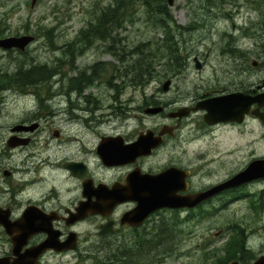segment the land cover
<instances>
[{
    "label": "flooded vegetation",
    "instance_id": "flooded-vegetation-1",
    "mask_svg": "<svg viewBox=\"0 0 264 264\" xmlns=\"http://www.w3.org/2000/svg\"><path fill=\"white\" fill-rule=\"evenodd\" d=\"M121 33L76 32L72 39L58 45L55 50L59 51V56L50 64L33 62L12 70H0V104L6 99V91L14 107L23 103L18 114L12 109V123L0 125L7 131L5 136L0 133V210L12 222L20 219L25 211L36 213L58 233L59 242H64L72 232L77 234L75 249L48 250L37 264L49 254L66 255L79 251L77 228L80 224L96 223L101 239L137 244L140 237L156 232L152 222L163 211L191 214L206 211L208 206L216 208L215 201L224 208L238 200L247 188L264 184L261 183L264 177L255 178L226 188L191 208L156 209L139 225L122 221L124 215L138 205L134 197L143 194L145 173L157 174L173 169L177 173L174 193L188 196L224 184L254 160L264 161V154L256 152L258 146L264 144V100L251 102L264 95V62L254 59L255 51L251 46L240 45L233 34L223 32L227 43L221 51L226 57V54L232 55L234 60L230 70L222 72L221 80L204 87L202 93L188 97L185 104L179 105L176 98H168L169 94L162 88L165 93L144 95L142 104L137 107L136 99L128 98L129 105L123 108L104 103L106 99L117 102L125 89L121 80L127 76V71L122 68L127 67L128 53L127 40L120 36ZM250 34L244 32L245 36ZM33 37L35 42L36 36ZM10 50L16 49L7 51ZM92 50H96L97 57L89 60L87 54ZM106 53L115 58L114 62L103 60ZM260 54H264V44ZM197 60L196 57L193 59L194 67L202 71L206 64ZM35 69L40 70L39 76H24L17 82V73ZM130 83L144 86L138 76H133ZM232 94L242 95L241 107L245 111L240 120L232 118L209 123L206 119L208 110L197 107L202 101ZM158 107L160 110L155 114L146 112L148 108ZM180 112L185 115H175ZM146 115L159 117L162 121L149 128L143 122ZM163 128L167 132L161 135V143L144 155L138 145L139 137L148 131L159 137ZM183 134L182 143L186 147L181 152L178 142ZM240 138H246L243 149L245 155H250L248 163L242 167L233 164L239 160ZM190 145H198L197 158L183 156L191 154ZM166 148L176 158L158 169L147 166L151 158ZM97 191L112 193L113 197L108 198L110 203L111 198L123 201L112 202L105 210L106 216L89 214L74 220V213L82 202L98 200ZM258 193L264 195V186ZM104 224L111 225L113 231L100 235V226ZM150 225L154 231L148 234ZM0 230L8 240L7 248L0 247V257L10 256V238L2 225ZM46 236L43 232L32 235L22 251L40 243ZM246 249L251 250L248 246ZM262 255H237L228 262L252 264Z\"/></svg>",
    "mask_w": 264,
    "mask_h": 264
},
{
    "label": "rangeland",
    "instance_id": "rangeland-1",
    "mask_svg": "<svg viewBox=\"0 0 264 264\" xmlns=\"http://www.w3.org/2000/svg\"><path fill=\"white\" fill-rule=\"evenodd\" d=\"M228 1L231 3L175 0L172 7L167 5L176 23L186 28L184 33L180 32L176 35L183 63L179 71H173V66L165 65L169 60L168 57L161 55L165 51L164 33L155 27L145 11L136 5L131 16L132 21H125L117 31L122 32L120 36L127 40V53L129 49L138 47L141 43L148 44L144 47L149 53L158 46H163L164 50L161 53L157 50L160 55L154 59L156 65L143 87L130 83L133 74L128 73L126 78L121 80L125 84V89L119 100L113 102L106 99L104 103L110 102L126 108L129 105L128 98L132 97L136 99L137 107L142 104L144 95L165 93L162 84L166 80H171L170 88L166 91L169 94L167 97L176 98L179 105L185 104L190 99L188 97L202 93L204 87L211 86L217 80H221L219 79L221 76L224 77L223 71L230 70L234 58L229 54H226L228 56L226 57L221 51L227 43V39L222 36L223 32L233 34L239 39L240 45L251 46L255 51L254 59L264 62V54L259 55L264 39L253 32L264 14V6L260 10L262 13H259L253 9L254 0ZM111 4L113 0H35L31 6V0H0V38L25 33L36 36V41L25 50L7 51L0 48V70L8 68L12 70L16 66L33 62L50 64L59 56V51L55 50L58 45L66 39H72L76 32L87 26L88 22L95 20L101 9ZM242 30L251 32L250 36H245ZM144 47L141 46L139 50L141 53L144 52ZM136 56L128 55V68ZM96 57V50L87 54L89 60H94ZM195 57L198 61L205 62L202 71L194 67ZM114 59L110 54L103 55V60L106 62H114ZM127 67L123 66L122 69L127 70ZM109 93L111 94L112 91ZM5 95L6 99L0 104L1 126L12 123V109L18 114L23 105L20 103L14 107L15 104L8 98V91ZM160 121L162 119L159 117L150 115H146L143 120L144 125L149 128ZM6 132L5 129L0 128L1 136H5ZM184 138L185 134L178 142L181 146L178 150L181 152H184L186 147L182 143ZM239 141L241 146L239 160L233 164L242 167L248 163L250 155H245L243 149L246 138H240ZM169 146L172 144L170 143ZM197 147L198 145L188 146L191 154L186 153L183 156L191 155L192 158H197L195 155ZM169 150L168 148L161 150L157 156L147 162V166L158 169L171 158H176ZM256 152L264 154V144L259 145ZM208 180L214 182L215 179ZM208 180L205 182L207 183ZM263 186L264 184L247 188L239 195L238 200L224 208L219 201H215V210L208 206L206 211L191 214L163 211L159 217H155L156 222L152 223L162 226L170 233L167 240L163 241L168 243V247L149 250L150 255L143 256V259H148L146 264H224L223 248L230 239L232 230L240 229L251 253H255L256 256L264 254V195L260 196L258 193V189ZM253 205L257 206L256 209ZM149 227L151 229L147 231L148 234L154 231L153 226ZM77 231L80 233L79 251L66 255L49 254L40 261V264H96L98 257L110 256L111 251L117 250V247L121 251L129 245L136 244L133 241L119 243L114 239H101L97 234L96 223L93 222L80 224ZM7 243V238L0 230V247L7 248ZM132 257L135 260L139 259V256Z\"/></svg>",
    "mask_w": 264,
    "mask_h": 264
},
{
    "label": "water",
    "instance_id": "water-1",
    "mask_svg": "<svg viewBox=\"0 0 264 264\" xmlns=\"http://www.w3.org/2000/svg\"><path fill=\"white\" fill-rule=\"evenodd\" d=\"M35 0H31V6ZM175 0H166L169 7H172ZM34 37L31 35H18L0 38V48L11 49L16 48L24 50L32 41ZM197 67L199 64H196ZM170 80H166L162 84L164 91H167ZM242 95L232 94L223 97H217L202 101L197 105L199 109L206 108L208 114L206 119L209 123H217L219 121H226L228 119H238L244 114V108L241 107ZM262 97L253 98L251 102L259 103ZM160 108H148L147 113L155 114ZM179 117L184 116L183 112L175 114ZM263 121H264V117ZM167 132L163 128L159 133V137H154L152 131H148L138 139V145L144 155H148L151 150L161 143V135ZM263 160H254L249 163L243 170L233 176L229 181L221 185H215L207 190L195 193L188 196L176 195L175 189L177 185V173L173 169H165L157 174L145 173L142 177L143 194H140L134 199L138 201L137 207L124 215L122 221H128L131 225H139L142 221L154 210L161 208H191L200 202L220 193L226 188L241 185L245 182L251 181L255 178L264 177ZM174 189V190H173ZM173 190V193L171 192ZM95 196L97 201L82 202L74 213V220H79L89 214L107 215L106 209H109L112 202L123 201L121 199L114 200L110 203L109 199L112 196L104 191H97ZM111 204V205H110ZM89 211V212H88ZM73 220V221H74ZM0 225H2L5 233L9 236L12 244V254L10 256L0 257V264H37L40 257L48 250L57 252L66 251L76 248L77 234L72 232L64 242H59L58 233L54 231L43 218L34 212L25 211L22 217L14 222L10 221L7 214L0 210ZM113 231L111 225H101L100 235H106ZM46 233V238L40 243L26 248L28 239L36 233ZM227 264H239L237 261H230ZM252 264H264V255L256 259Z\"/></svg>",
    "mask_w": 264,
    "mask_h": 264
},
{
    "label": "trees",
    "instance_id": "trees-1",
    "mask_svg": "<svg viewBox=\"0 0 264 264\" xmlns=\"http://www.w3.org/2000/svg\"><path fill=\"white\" fill-rule=\"evenodd\" d=\"M211 1H216L218 3H231V1L228 0H206L208 3ZM136 5L140 6V8L145 11L148 19L151 20V23L164 33L165 38L163 39V46L165 51L161 55L168 57L169 60L168 63L166 61L165 65L173 66V71H179L183 66V63L176 35L180 32L184 33L186 28L177 24L173 19L166 0H113V4L101 9L95 20L88 22L87 26L83 27L79 32H117L118 29L123 26L125 21H132L131 16L133 15V10ZM263 6L264 0H254V11L262 13L260 10ZM257 25V28L253 32H256L258 37L264 39V14L258 21ZM48 32L50 31L48 30ZM46 37L48 36L46 35ZM95 37L99 38L98 35H95ZM145 45L148 46L146 43H141L138 45V47L129 49L128 55L137 56L133 60L130 68L127 67L128 69L126 70L127 74L132 73L133 76L141 77L143 84L148 82V78L151 76V71L156 65V61L154 59L160 55L157 53V50L158 52L160 51V53L164 50L162 48L163 46H158L155 48L156 50L152 49V52L149 53L144 47ZM141 46L144 47V52L142 51V53L139 51L141 50ZM146 53L148 54L146 55ZM39 75L40 70L35 69L25 73L19 72L15 76L18 78L17 82H21L19 78L24 76L32 77ZM253 207L256 209L257 206L253 205ZM237 228L239 227L237 226ZM162 230L165 231L162 232ZM169 235L170 233L167 232V229L156 225L155 233L146 237H140L138 240L139 242H137V244H133L135 246L129 245L127 246L128 248L125 247L121 251L118 250L117 247V250L111 251L112 253L110 256L103 258L98 257L96 264H146L148 259H143V256L148 254L149 250L151 251L152 249L156 250L157 248H167L168 243H164L163 241L167 240ZM245 247L247 248V245L245 244L242 229L235 231L232 230L231 237L223 248V252L225 253L223 257L224 264H226L231 259L237 258V255H241V257H243L244 254H250L251 251L245 249ZM134 255L135 257L139 256V259L135 260L132 257ZM148 255H150V253Z\"/></svg>",
    "mask_w": 264,
    "mask_h": 264
},
{
    "label": "bare ground",
    "instance_id": "bare-ground-1",
    "mask_svg": "<svg viewBox=\"0 0 264 264\" xmlns=\"http://www.w3.org/2000/svg\"><path fill=\"white\" fill-rule=\"evenodd\" d=\"M233 1V0H232ZM235 1V0H234ZM236 4V3H235ZM226 6V5H225ZM238 10V9H237ZM243 31V30H242ZM184 41H185V39H184ZM130 46V45H129ZM178 47V46H177ZM129 60V59H128ZM119 245V244H118ZM245 249H246V247H245ZM250 257V256H249Z\"/></svg>",
    "mask_w": 264,
    "mask_h": 264
}]
</instances>
